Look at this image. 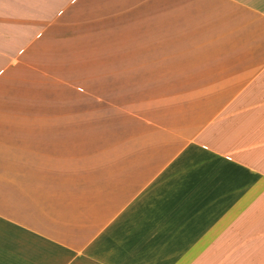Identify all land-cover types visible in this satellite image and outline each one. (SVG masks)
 I'll use <instances>...</instances> for the list:
<instances>
[{"label":"crops","instance_id":"crops-1","mask_svg":"<svg viewBox=\"0 0 264 264\" xmlns=\"http://www.w3.org/2000/svg\"><path fill=\"white\" fill-rule=\"evenodd\" d=\"M0 264H264V0H0Z\"/></svg>","mask_w":264,"mask_h":264},{"label":"rangeland","instance_id":"rangeland-1","mask_svg":"<svg viewBox=\"0 0 264 264\" xmlns=\"http://www.w3.org/2000/svg\"><path fill=\"white\" fill-rule=\"evenodd\" d=\"M0 260H3L4 262H9L10 261V254L5 253L4 256H0Z\"/></svg>","mask_w":264,"mask_h":264}]
</instances>
